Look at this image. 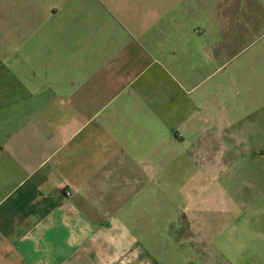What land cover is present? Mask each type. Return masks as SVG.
I'll list each match as a JSON object with an SVG mask.
<instances>
[{"label": "crops", "instance_id": "0c3cea01", "mask_svg": "<svg viewBox=\"0 0 264 264\" xmlns=\"http://www.w3.org/2000/svg\"><path fill=\"white\" fill-rule=\"evenodd\" d=\"M161 1L0 0V264H241V250L264 240L251 221L249 236L220 229L211 238L201 216L186 208L178 221V208L159 203L161 111L171 88L160 75L178 61L152 69L160 44L146 34L154 21H140L172 11L165 32H202L187 43L211 48L197 59L216 66L209 75L233 63L236 95L222 105L231 119L205 128L195 158L207 166L209 145L244 146L247 155L238 151L233 161L253 162L249 185L261 192L264 121L255 114L264 113V0H215L211 23L210 0ZM227 45L234 56H225ZM217 157V169H202V193L230 173L224 153ZM231 207L222 222L235 226V199Z\"/></svg>", "mask_w": 264, "mask_h": 264}, {"label": "rangeland", "instance_id": "374dc122", "mask_svg": "<svg viewBox=\"0 0 264 264\" xmlns=\"http://www.w3.org/2000/svg\"><path fill=\"white\" fill-rule=\"evenodd\" d=\"M214 1L210 0V23L211 20L215 19L213 15L216 16L215 10L212 8ZM165 3L168 4L170 1H161L160 6H163ZM172 15V11L156 12V10L150 13L145 12L143 17L140 15V21L144 19L146 24H151L148 20L154 21L146 34L150 39L155 36L157 38L155 42L160 44V48L155 54L157 60L153 61L152 69L155 71L159 68V61L162 65L172 58L178 61V64L173 65L178 71L172 69L171 74L164 68L165 74L162 71L160 75L163 87L170 85L171 88L167 89L168 91L163 99L164 107H162L161 111L162 117L160 122L162 127L160 129V136L162 145L160 149L162 159L159 169V203L162 206L170 205L172 208H178V211H180L178 221L184 220L186 208V212L191 214V216H197L199 219L201 216L206 223L199 227H202L203 232L211 238L214 237V239H216L220 229L223 230L224 234L234 233L241 238L249 236L250 221V226L253 227L251 228V233L255 230L253 235L264 234V184L261 192L253 189L249 185L251 179L249 169L253 167V162H250L247 158L233 161L232 157L238 151L247 155L243 149L244 146L239 148V146L227 144L223 151L222 144L220 143L209 145L211 160L207 166H203L200 159L195 158L196 155L200 156L201 154L199 150L200 145L195 142L201 140L205 133V128L210 126V123L219 125L223 118L224 120L231 119L232 113H224L225 107L222 105H230L234 99L233 96L236 95L233 94L234 90H232L231 86L233 63L225 69L209 75L216 66L206 67L200 61H197V59H202L205 56L204 52H210L211 48L204 49L194 45L190 47L187 43L188 40L194 43L196 41L195 37L199 40V37L203 36L204 39V34L202 32L197 33L194 37L195 39H189L187 35L179 31L167 35L165 27H163L161 22L165 18L171 19ZM181 20L178 16L177 21ZM143 24L145 25L144 21ZM215 35L217 34L214 33L213 35L209 33V38L211 39ZM219 36L226 41L232 35L231 32L226 31L219 33ZM247 37L246 35H241V40L245 42L252 40V38ZM237 51L238 49L227 45L225 56L232 57ZM189 59L193 60L189 61ZM147 73H150V70ZM183 74L187 77L183 78ZM220 92L224 93V97L221 96ZM217 98L220 99V104H218ZM255 115L258 122L264 121V113H257ZM208 128L210 130V127ZM175 135L178 136L176 140L174 139ZM168 139L172 140L171 145ZM170 146L175 147V150H172ZM220 152L224 153L223 163L230 173L224 174L220 178H215V182L211 187L202 193V176L204 175L202 182L207 180L205 174H202V169H217V155ZM232 171L239 172L233 173ZM255 191L257 193L255 206L250 207L249 202L251 197L254 196ZM233 199L239 204V208L235 211L238 218L235 226L232 224L226 225L227 222H222L228 216H232L233 210L231 205ZM177 230L179 231V227L176 224L174 225V231L177 232ZM257 238L256 248H251L249 252V247L245 248V251L241 250V264H249V255L252 258L250 264H264V240L260 239V237ZM244 240L241 241L242 244L247 243V237ZM181 243L182 245L185 244L184 242ZM217 243L219 241L212 242L210 248L215 251L218 247ZM191 247L194 250L199 249L201 243L192 242ZM229 247L232 248V244H229Z\"/></svg>", "mask_w": 264, "mask_h": 264}, {"label": "built area", "instance_id": "2783aa9c", "mask_svg": "<svg viewBox=\"0 0 264 264\" xmlns=\"http://www.w3.org/2000/svg\"><path fill=\"white\" fill-rule=\"evenodd\" d=\"M68 195H71V190H67L66 192Z\"/></svg>", "mask_w": 264, "mask_h": 264}]
</instances>
